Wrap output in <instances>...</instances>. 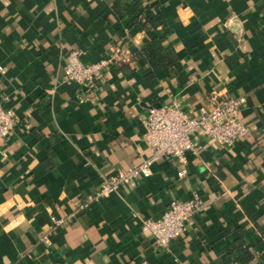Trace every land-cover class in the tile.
Instances as JSON below:
<instances>
[{"label":"crops","instance_id":"1","mask_svg":"<svg viewBox=\"0 0 264 264\" xmlns=\"http://www.w3.org/2000/svg\"><path fill=\"white\" fill-rule=\"evenodd\" d=\"M154 37L176 52L173 74L137 56ZM116 45L127 56L93 91L64 82L70 52L93 64ZM213 94L246 98L245 137L226 147L196 134L184 167L160 159L93 200L104 178L152 155L150 108L193 116ZM0 102L16 117L0 141V264H229L236 239L252 259L233 264H264V0H0ZM192 192L203 213L154 246L142 222Z\"/></svg>","mask_w":264,"mask_h":264},{"label":"built area","instance_id":"2","mask_svg":"<svg viewBox=\"0 0 264 264\" xmlns=\"http://www.w3.org/2000/svg\"><path fill=\"white\" fill-rule=\"evenodd\" d=\"M80 55V52H70L67 55L63 68L64 82L92 91L96 88L98 74L108 71L127 56L120 45L115 46L110 56L97 63L85 64ZM245 104L246 98L243 96L232 98L213 94L209 106L199 108L193 116L172 105L150 108L141 123L144 128L143 138L152 149V155L128 169L117 170L104 178L93 200L108 197L121 187L148 178L151 167L160 159L171 158L184 167L187 164L186 154L198 153L199 145L194 139L196 134L221 146H232L248 133L240 119V112ZM15 124L13 111L0 102V141L13 132ZM185 175L184 168L177 172L178 178ZM90 201L89 199L88 202ZM203 211L204 202L196 192H192L186 200L170 201L159 218L145 219L141 231L151 234L154 246L168 248L171 242L183 235L186 223ZM65 223L64 219L52 218L54 229L62 228ZM42 240L49 244L48 237H43Z\"/></svg>","mask_w":264,"mask_h":264},{"label":"trees","instance_id":"3","mask_svg":"<svg viewBox=\"0 0 264 264\" xmlns=\"http://www.w3.org/2000/svg\"><path fill=\"white\" fill-rule=\"evenodd\" d=\"M145 23L150 28L155 29L164 23V18L160 13L154 16L147 15ZM164 37H154L148 43L143 44L137 51L139 56L151 69L156 67L165 68L170 74L174 72L175 63L178 60L176 52L172 48H164L162 43ZM227 262L229 264L242 261L249 262L252 259L248 248L241 239H236L229 248Z\"/></svg>","mask_w":264,"mask_h":264}]
</instances>
